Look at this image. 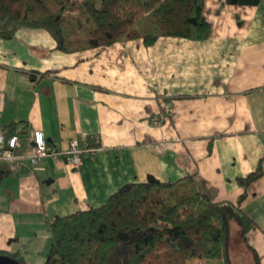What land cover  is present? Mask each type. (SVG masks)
Instances as JSON below:
<instances>
[{"label": "crops", "instance_id": "1", "mask_svg": "<svg viewBox=\"0 0 264 264\" xmlns=\"http://www.w3.org/2000/svg\"><path fill=\"white\" fill-rule=\"evenodd\" d=\"M255 1L205 0L203 41L65 52L43 28L1 39L0 131L15 124L19 165L0 162V250L42 264L56 216L98 207L129 183L193 175L213 201L247 192V241L264 264V0ZM36 129L60 151L72 139L93 151L78 169L62 156L31 165ZM259 166L246 189L237 182Z\"/></svg>", "mask_w": 264, "mask_h": 264}, {"label": "trees", "instance_id": "2", "mask_svg": "<svg viewBox=\"0 0 264 264\" xmlns=\"http://www.w3.org/2000/svg\"><path fill=\"white\" fill-rule=\"evenodd\" d=\"M22 27L45 29L65 52L135 39L146 46L161 37L203 41L211 34L205 0H0V40L13 38ZM14 125L7 135L19 133ZM261 176L259 166L237 182L246 189ZM246 194L237 202L213 201L193 175L126 184L98 207L49 222L50 249L42 264H232L231 221L254 264H260L247 241L256 224L239 205ZM0 254L28 264L20 252Z\"/></svg>", "mask_w": 264, "mask_h": 264}, {"label": "built area", "instance_id": "3", "mask_svg": "<svg viewBox=\"0 0 264 264\" xmlns=\"http://www.w3.org/2000/svg\"><path fill=\"white\" fill-rule=\"evenodd\" d=\"M32 143L27 155L31 165L38 164L45 157L59 158L60 156L66 159V162L74 169H78L82 163V155L87 152H92L86 143H81L76 139L69 142V146L65 151H60L54 146H50L46 136L42 130L36 129L32 132ZM18 146V134L7 135L0 131V162L10 161L13 163V169L19 165L18 157L15 155V150Z\"/></svg>", "mask_w": 264, "mask_h": 264}, {"label": "rangeland", "instance_id": "4", "mask_svg": "<svg viewBox=\"0 0 264 264\" xmlns=\"http://www.w3.org/2000/svg\"><path fill=\"white\" fill-rule=\"evenodd\" d=\"M231 258L232 264H254L252 253L242 245L239 238V227L235 221H231ZM42 261V260H40ZM41 263V262H40ZM191 264H222L219 260L195 261Z\"/></svg>", "mask_w": 264, "mask_h": 264}, {"label": "water", "instance_id": "5", "mask_svg": "<svg viewBox=\"0 0 264 264\" xmlns=\"http://www.w3.org/2000/svg\"><path fill=\"white\" fill-rule=\"evenodd\" d=\"M0 264H21V263L11 256L0 254Z\"/></svg>", "mask_w": 264, "mask_h": 264}]
</instances>
